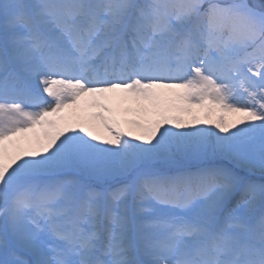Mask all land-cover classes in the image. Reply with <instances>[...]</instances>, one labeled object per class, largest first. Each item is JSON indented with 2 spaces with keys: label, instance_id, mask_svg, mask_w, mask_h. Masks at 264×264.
Listing matches in <instances>:
<instances>
[{
  "label": "snow or ice",
  "instance_id": "6c2138e0",
  "mask_svg": "<svg viewBox=\"0 0 264 264\" xmlns=\"http://www.w3.org/2000/svg\"><path fill=\"white\" fill-rule=\"evenodd\" d=\"M0 264H264V0H0Z\"/></svg>",
  "mask_w": 264,
  "mask_h": 264
},
{
  "label": "rangeland",
  "instance_id": "374dc122",
  "mask_svg": "<svg viewBox=\"0 0 264 264\" xmlns=\"http://www.w3.org/2000/svg\"><path fill=\"white\" fill-rule=\"evenodd\" d=\"M72 111H73L72 109H68V110H66V113H71ZM91 111H95V110H94V109H88V112H91ZM193 111H194V112H199L200 115H201V117H203V115H204V110H200V109H195V108H194ZM216 115H217V113L214 112V113L212 114V116L210 117V119H215ZM225 115H226V118H227L228 120H231V119L234 118L233 115H232L231 113H226ZM208 126H214V125H208ZM38 131H39V130H38Z\"/></svg>",
  "mask_w": 264,
  "mask_h": 264
}]
</instances>
